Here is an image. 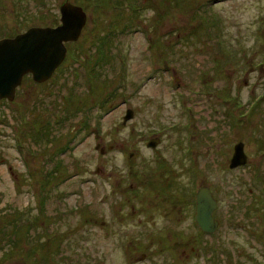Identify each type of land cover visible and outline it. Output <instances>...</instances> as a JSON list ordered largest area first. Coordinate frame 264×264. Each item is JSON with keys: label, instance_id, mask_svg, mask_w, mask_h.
Wrapping results in <instances>:
<instances>
[{"label": "rangeland", "instance_id": "rangeland-1", "mask_svg": "<svg viewBox=\"0 0 264 264\" xmlns=\"http://www.w3.org/2000/svg\"><path fill=\"white\" fill-rule=\"evenodd\" d=\"M67 1L65 60L0 100V264H264V0H0V39Z\"/></svg>", "mask_w": 264, "mask_h": 264}, {"label": "water", "instance_id": "water-1", "mask_svg": "<svg viewBox=\"0 0 264 264\" xmlns=\"http://www.w3.org/2000/svg\"><path fill=\"white\" fill-rule=\"evenodd\" d=\"M60 24L51 27L33 26L14 37L0 39V100H14L26 75L36 82L48 80L65 60L68 42L76 41L87 21L84 9L69 1L60 7ZM133 116L128 110L125 121ZM155 146L156 141L149 143ZM247 155L244 144L238 143L231 168L244 165ZM196 222L204 232L216 231L218 222L213 213L218 203L208 185L196 192Z\"/></svg>", "mask_w": 264, "mask_h": 264}, {"label": "flooded vegetation", "instance_id": "flooded-vegetation-1", "mask_svg": "<svg viewBox=\"0 0 264 264\" xmlns=\"http://www.w3.org/2000/svg\"><path fill=\"white\" fill-rule=\"evenodd\" d=\"M211 191H212V189H211ZM212 194H213V191H212ZM217 208H218V206H217ZM216 208V209H217ZM196 210H197V206H196ZM214 214V213H213ZM196 219V218H195ZM218 222V221H217ZM200 228V227H199ZM217 228H218V226H217ZM217 230V229H216ZM204 232V231H203ZM204 233H207V234H209V232H204ZM214 233V232H213Z\"/></svg>", "mask_w": 264, "mask_h": 264}]
</instances>
